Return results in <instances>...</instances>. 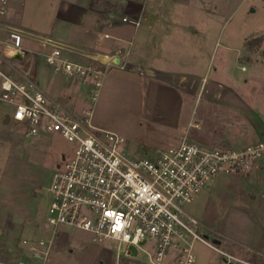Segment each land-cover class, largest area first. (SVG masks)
<instances>
[{"label": "rangeland", "instance_id": "rangeland-1", "mask_svg": "<svg viewBox=\"0 0 264 264\" xmlns=\"http://www.w3.org/2000/svg\"><path fill=\"white\" fill-rule=\"evenodd\" d=\"M18 3L21 25L38 33L51 30L57 0H18ZM137 4L139 8L144 4L158 10L162 5L164 8L160 25L154 17L152 28L143 27L151 29L148 41L139 40L141 27L132 28L133 57L139 49L150 54L158 42V52L147 64L160 60L161 67L190 70L200 77L194 88L185 86L200 98L195 101L185 96L180 129L166 130L168 136L144 120L147 81L144 76L115 70L110 95L92 101V92L71 84L66 87L63 74L51 70L55 80L45 87L47 93L63 106L73 108L78 116L95 105L93 123L124 137L132 156L143 154L145 145L151 146V151L153 147L162 150L175 147L182 140L175 135L181 134L189 142L209 148L222 145L208 138H227L232 147L264 141V0H147ZM117 13L122 15V7ZM169 32L175 36L171 57L164 52ZM183 32H187L185 42ZM162 54L168 59L162 58ZM13 111V105L0 100V231L6 245L19 241L15 249L20 256L16 263L22 260L30 264L35 261L22 241L51 239L45 222L48 187L57 164L63 163V156L72 158L74 145L56 133L27 136L14 122ZM196 122L200 123L197 127ZM263 180L253 167L237 173L221 172L192 202L183 206L185 212L203 225L201 235L205 239L220 251L239 258L229 263H261L263 257L240 241L259 247L264 253V220L258 214L264 216V207L261 212L262 205L258 204L264 192ZM60 232L52 240L46 264H149L146 255L119 260V246L115 242H96L90 234L69 227H60ZM126 247L122 244L121 252ZM130 249L134 257L138 256L136 247ZM193 249L195 264L228 261L223 253L200 241L193 244Z\"/></svg>", "mask_w": 264, "mask_h": 264}, {"label": "built area", "instance_id": "built-area-1", "mask_svg": "<svg viewBox=\"0 0 264 264\" xmlns=\"http://www.w3.org/2000/svg\"><path fill=\"white\" fill-rule=\"evenodd\" d=\"M0 1V14H5L7 0ZM41 38L52 46L43 54L46 64L89 87L92 101H96L103 72L91 63L70 59L63 47ZM23 39L20 31H10L8 48L12 55L0 51V100L14 106L13 120L27 136L56 133L74 145L72 158L63 156L48 187L45 222L51 239L22 241L30 257L46 264L60 227H69L90 234L96 242L117 243L119 260L146 255L149 264H195L193 244L200 241L223 253L227 263L238 261L205 239L201 235L203 225L183 206L221 172L250 170L263 161L264 141L209 148L189 142L185 136L175 147L132 156L125 138L98 128L90 111L75 115L51 102L32 83L18 81L4 71L2 64L9 57L24 54ZM122 244L127 245L123 252ZM131 246L138 249V256L134 257ZM10 251L0 231V261ZM16 264L28 263L20 260Z\"/></svg>", "mask_w": 264, "mask_h": 264}, {"label": "crops", "instance_id": "crops-1", "mask_svg": "<svg viewBox=\"0 0 264 264\" xmlns=\"http://www.w3.org/2000/svg\"><path fill=\"white\" fill-rule=\"evenodd\" d=\"M140 1L146 2L147 0H57L58 6L56 5L57 10L53 17L51 30L46 33H38L21 25L17 16L20 6L18 0H7L5 14H0V51L12 55V53H9L8 48L10 43L9 33L12 30H18L24 36V54H16L9 57L2 64V68L14 79L25 83H32L45 92L51 102L59 104L74 113L73 108L69 109L63 106L48 94L45 88L50 87L51 82L55 80L51 71L52 69L46 64L43 57V54L49 52L52 46L40 41V39L43 37L45 41L52 40L55 44L63 47L64 54L70 59L91 63L103 72V83L98 98L100 96L104 99L110 95L111 82L115 79L112 77L115 70L147 77V81L144 83L145 95L142 117L162 134H167L165 131L168 129L177 131L181 128L184 121L185 96L193 97L195 101H199L200 98L198 96L196 98L194 92L185 89V86L194 88L195 80L200 77L190 72V70L182 71L165 68V66L161 67L160 60H158L160 62L157 61L155 64H147L155 56V53L158 52V42L150 54L147 55L145 51L142 52L143 49H139L136 52L138 56L135 53L133 57V42L130 41L132 28L136 27L137 29L141 27L139 40L141 42L148 41L149 39L147 38L151 36L149 32L151 29L144 30L143 27L148 26L147 28H152L151 22L154 17L158 19L157 23L159 25L163 21L161 12L164 5L159 10L156 6H148L146 4L139 8L137 3ZM157 1L160 2L161 0ZM2 6L0 1V9ZM119 7H122V15L117 13ZM146 13H149V15ZM124 18H128L130 21L126 22L123 20ZM185 36H187V32H183L182 39L184 42L188 40L184 38ZM156 38L158 41L159 30L157 31ZM166 38L168 41L165 43L164 52H167L169 56V53L175 50L173 48L175 46L173 41L175 36L172 32H169ZM184 48L187 49V46ZM161 56L164 59H168V56L164 54ZM63 77L67 80L66 87L71 84L75 87L83 88L86 92H91L89 87L81 85L78 81L67 79L64 75ZM94 107L95 105L90 109L92 119ZM87 112L89 110H86L84 113ZM191 124L189 122V125ZM197 124L200 125L199 122H196V127ZM183 137L182 134L175 135V138L179 140ZM207 140H212L213 142L219 141L222 146H229L228 144L230 143V140L227 138H208ZM153 148V151L162 150ZM144 149L142 153L147 154L150 153L149 151H151L152 147L145 145ZM128 151L132 153L131 149H128ZM253 169L264 177V160L257 162L253 166ZM251 198L254 200L255 196ZM259 203L262 205V212L264 207V192ZM258 214L264 220L263 213L258 212ZM18 244L19 241L9 246L12 248V252L10 251L0 261V264H16V260L20 256V252H17L15 249L18 248ZM240 244L251 248L253 252L263 257L262 259L260 258L261 263L250 262L251 264L264 263V253L259 247L255 248V246L249 245L243 240L240 241ZM235 257L237 258V256ZM240 259L241 261H245L241 257ZM245 262L247 263L248 261ZM226 264L231 263L226 262Z\"/></svg>", "mask_w": 264, "mask_h": 264}, {"label": "water", "instance_id": "water-1", "mask_svg": "<svg viewBox=\"0 0 264 264\" xmlns=\"http://www.w3.org/2000/svg\"><path fill=\"white\" fill-rule=\"evenodd\" d=\"M252 11H254V9H252ZM117 62H118V61H117ZM215 242L220 243V241L217 240V239H215ZM231 264H232V263H231Z\"/></svg>", "mask_w": 264, "mask_h": 264}]
</instances>
